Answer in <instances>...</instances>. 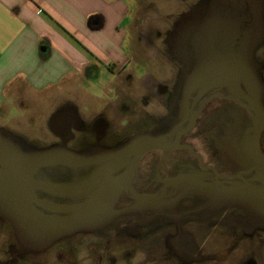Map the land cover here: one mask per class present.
I'll return each instance as SVG.
<instances>
[{
    "label": "flooded vegetation",
    "instance_id": "af4514ba",
    "mask_svg": "<svg viewBox=\"0 0 264 264\" xmlns=\"http://www.w3.org/2000/svg\"><path fill=\"white\" fill-rule=\"evenodd\" d=\"M215 4H220V13L214 9ZM199 11L206 12L199 16ZM229 13H232L234 18H230ZM164 22L165 24H159L167 35L161 42L163 47L154 41L152 44L155 50L163 52L164 56L169 50L176 49L180 66L176 79H181V84L178 85L176 80L179 87H168L171 81L165 78L169 81L165 80L163 85L152 81L148 85L151 86L146 87L152 102L155 101L163 107L161 122L171 121L160 133H167L175 127L180 132L178 143L170 149H151L142 154L133 176L112 205L116 211L112 218L96 228L72 232L61 237L82 232L85 239L102 240L103 247L115 237H118L115 240L120 244L124 242V237H127L128 241L130 236L147 237L148 240L143 241L147 245L135 251L140 257L134 264H151L152 249L154 261L159 257L172 259L177 264H192L202 260L206 233L214 226L223 227L221 235L227 238L232 237L238 230L245 235L256 234L255 228L249 224L250 220L246 221L239 215L237 205H222L216 200L211 201L206 194L194 190V185L211 182L213 187L219 188L232 186L239 180L219 176L220 174L240 173L244 179L252 176L262 177V173L249 169L259 166L260 172L261 158L254 156L253 161L247 162L246 165L237 163L229 152L230 139L233 137L228 138V134L224 138L222 133L227 124L234 125L237 132L240 126L244 128L247 123L250 125L251 145L254 128L251 117H256V114H252L243 105L246 102L243 97L246 95L255 101L251 96V82L257 78L253 63L257 62L263 67L264 57L258 52L261 48L264 49V0H194L186 10L178 11L176 15L166 14ZM156 35H160V31H157ZM223 75L231 78V82L208 87L207 78ZM234 76L239 79L237 85L232 83ZM192 80L201 82L198 88H190ZM254 83L256 90L257 82ZM130 98L131 96H124V100L130 101ZM134 105L133 109H129L127 104L122 102L112 108L109 114L106 112L104 116H95L94 123L76 120L75 114L65 106L59 108L53 117L55 119L52 120V131L48 129L52 136L50 143L84 151L100 146L117 147L131 135L144 130L136 126L138 122L150 119L154 125V122L158 121L154 119V115L144 113L140 103L136 102ZM122 112L128 117V126H133V129L127 139L117 141L116 143H120L112 146L116 144L112 140L124 128L114 124L111 126L109 120L119 117ZM259 124L262 129L258 146L263 159L264 124L261 121ZM226 131L233 133L227 126ZM175 135L176 132L173 131L164 139L171 140ZM95 166L92 163L86 168L72 169L59 165L54 170L55 175L44 173L46 168H43L34 172L25 185L32 182V186H28L32 197L56 203H76L83 198L75 195L77 186L74 185L82 177L92 175ZM123 169L120 168L111 175L120 173ZM38 176L53 179L60 184V188L52 191L37 187ZM65 185L71 186V190ZM32 204L47 214H67L47 209L35 201ZM0 217L4 218L1 214ZM258 230L264 229L257 227ZM128 245L133 247L130 243ZM42 250L18 248L15 255L12 253L14 249H10L9 254L11 257L16 256L12 257L14 260H19V257L37 259L36 253ZM92 250L95 251V248ZM99 260H96L97 263ZM109 261L113 263L112 258H109Z\"/></svg>",
    "mask_w": 264,
    "mask_h": 264
},
{
    "label": "rangeland",
    "instance_id": "374dc122",
    "mask_svg": "<svg viewBox=\"0 0 264 264\" xmlns=\"http://www.w3.org/2000/svg\"><path fill=\"white\" fill-rule=\"evenodd\" d=\"M224 1L228 2L230 0ZM127 2L130 8L127 21L131 22V27L128 38L125 39L124 47L130 55V60L124 70L134 71V77L122 80V78H115L111 73L100 68L94 72L93 76H87L85 79L80 78L77 81L76 87L70 88L65 84L58 87L57 94L52 96L54 100L47 99L50 101L44 102V100L41 101L40 97L37 96L25 100L19 98L18 101L9 106L7 111L0 109V129L3 131V134L9 135L24 150L48 145L52 140V136L46 132V128L44 127L46 117L56 107V104L53 106L51 102H56L57 100L60 101V106L57 110L65 106L68 111L75 114L76 120L90 123H94L93 118L95 116H104L109 109L112 111L111 108H114L120 102L126 103L129 109H133L135 107L134 104L137 102L140 103L144 113L149 116L152 114L155 120L158 119L157 122H154V125L150 119L142 123L138 122L136 126L142 127L144 129L141 130L142 132L155 134L167 128V125L171 121H167V123L161 122L162 115H164L163 107L155 103V101L154 103L152 102L153 99L147 92V88L151 86L148 85L152 81L163 85L166 81L170 80L171 82L168 87L177 85L176 80H178V85L181 84V79H176L178 68H180L178 62L179 54L174 48L169 50L166 56H164L163 52L155 50L152 43L154 41L155 44L163 47L161 42L164 41L167 35L159 24L161 22L165 24L164 19L166 14L176 15L178 11L186 10L188 5L194 2V0H127ZM211 4L212 1L210 2ZM214 9L217 13H220V4H215ZM200 12H198V15L203 16L206 11ZM231 14L229 13L230 18H234ZM157 31H160V35H156ZM193 33L194 31L191 34ZM258 54L264 57V49L261 48ZM253 64L257 75L264 80V70H262V68L264 69V62L262 64L263 67L257 62ZM165 78H169V80ZM108 80L111 82L109 85ZM124 96H131L130 101L124 100ZM127 119L128 117L126 118V115L122 112L119 117L109 120L111 126L114 124L118 127L123 126L124 128L116 134V138L112 140L114 143L127 139L128 135L132 132L133 128L131 127L133 126H128ZM226 126L227 129L230 127L233 133H227ZM224 127L223 137L225 138L228 134V138L233 137L230 139L229 150L233 151L234 157L239 160L240 164L246 165V162L238 157V153L245 151L252 158L249 135L250 125L245 123L244 128L240 126L237 132L231 123ZM101 147H96L93 150L85 149V151L97 152L100 150L98 148ZM55 169V167L51 169L46 168V172L44 171V173L55 175ZM36 178L39 180L37 184L40 186L50 185L57 189L60 188V184L53 179H43L39 176ZM31 183L29 184L31 185ZM65 187H68V185H65ZM75 195L79 196L78 194ZM222 205L227 204L223 203ZM236 207L239 208L238 211L241 217H244L246 221L250 220L249 224H252L250 226L255 228L256 234L252 236L245 235L238 230L232 237L227 238L221 235L223 227L214 226V228L208 229V233L205 236L206 240L203 242L205 244L203 246L204 252H202L204 258L192 264H244V262L245 264H264V230L257 231V227L264 229V220L257 214H253L247 207ZM3 219L0 217V264H134L135 259L140 257L137 256L135 251L138 248L146 246L147 244L143 241L148 240L147 237L130 236L129 241L127 237L122 238L124 242L120 244V242L118 243L115 240L118 237H115L109 243L106 241V247H103L104 242L102 240L85 239V235L82 232H77L71 236L54 240L50 245H46V247L26 245L18 237L12 224L5 217ZM128 243L132 244L133 247L128 245ZM18 248L20 250L25 248L33 251L43 250L36 253L37 259L19 257V260H14L16 256H12L14 257L12 258L9 250L14 249L12 253L15 255ZM94 248L95 251L92 250ZM152 250H150L151 264H177L172 259H166V257H159L154 261V249ZM95 256L96 260L100 258L98 263L95 260ZM109 258H112L113 263L109 261ZM170 260L172 261L169 262Z\"/></svg>",
    "mask_w": 264,
    "mask_h": 264
},
{
    "label": "water",
    "instance_id": "95a60500",
    "mask_svg": "<svg viewBox=\"0 0 264 264\" xmlns=\"http://www.w3.org/2000/svg\"><path fill=\"white\" fill-rule=\"evenodd\" d=\"M256 76L257 78L251 82L253 83L251 96L255 101L245 95L243 98L246 102L242 104L252 114H256V117H251L254 123L251 136V156L253 159L261 158L262 167L260 172L259 166H252L249 169H254L256 173H262V177L252 176L244 179L240 173L220 174L219 176L238 178L239 180L232 186L219 188L213 187L211 182H201L194 185V190L208 195L211 201L216 200L221 204L247 207L253 214H257L264 220V158L262 159L258 146L259 133L262 129L259 126V121L264 124V80L258 75ZM207 79L209 80L208 87L226 85L231 82V78L225 75ZM237 81L239 79L234 76L232 83L237 85ZM255 81L257 82L256 90ZM200 83V81L192 80L190 88L196 89ZM173 131L176 132L173 139H164ZM2 132L0 129V214L12 224L24 244L41 247L50 245L54 240L66 234L96 228L112 218L116 213L112 205L133 176L142 154L151 149L163 150L175 147L180 134L175 127L167 133L137 132L117 147L102 148L97 152H91L74 151L57 144L24 150L18 142ZM247 154L245 151H241L238 153V157L246 163L253 161ZM92 163L96 165L92 175L82 177L74 185L77 186L78 197L83 198L76 203H56L32 197L31 190L28 189L29 184L25 185L34 172L43 168L51 169L61 165L72 169H81ZM120 168L124 169L120 173L111 175L112 172ZM37 187L40 185L38 184ZM41 187L52 191L57 189L50 185H41ZM68 189L70 191L71 186ZM34 201L47 209L67 214L44 213L33 206Z\"/></svg>",
    "mask_w": 264,
    "mask_h": 264
},
{
    "label": "crops",
    "instance_id": "0c3cea01",
    "mask_svg": "<svg viewBox=\"0 0 264 264\" xmlns=\"http://www.w3.org/2000/svg\"><path fill=\"white\" fill-rule=\"evenodd\" d=\"M129 10L127 0H0V109L7 111L19 98L54 100L58 87H76L100 68L115 78H133L134 71L124 70ZM57 101L46 117L48 134ZM50 145L55 143L37 148Z\"/></svg>",
    "mask_w": 264,
    "mask_h": 264
}]
</instances>
